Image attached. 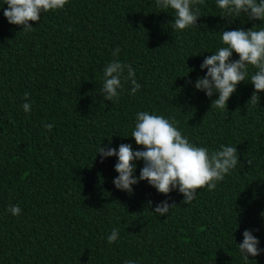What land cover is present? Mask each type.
Segmentation results:
<instances>
[{
	"label": "trees",
	"instance_id": "16d2710c",
	"mask_svg": "<svg viewBox=\"0 0 264 264\" xmlns=\"http://www.w3.org/2000/svg\"><path fill=\"white\" fill-rule=\"evenodd\" d=\"M6 7L0 0V264H245L236 243L246 229L264 249V92L251 105L253 86L242 82L225 111L210 107L216 94L185 83L203 77V58L222 46L216 31L259 21L233 15L229 24L205 0L199 29L176 32L172 11L154 0H68L25 33L4 18ZM115 48L141 88L130 95L125 83L109 102L100 89ZM138 111L174 117L190 142L210 151L236 146L242 167L215 190L198 189L190 204L178 189L161 194L147 181L131 194L116 189L117 158L101 162L96 153L121 143L142 150L127 137ZM142 166L136 162L135 176ZM162 201L176 205L165 217L151 212ZM17 204L13 216L7 208ZM113 229L119 238L109 244ZM249 259L264 264V252Z\"/></svg>",
	"mask_w": 264,
	"mask_h": 264
},
{
	"label": "clouds",
	"instance_id": "9594fccd",
	"mask_svg": "<svg viewBox=\"0 0 264 264\" xmlns=\"http://www.w3.org/2000/svg\"><path fill=\"white\" fill-rule=\"evenodd\" d=\"M154 2L155 7L162 12L172 11V19L168 23L174 31L199 29L197 20L201 17L200 6L205 0H154ZM67 3L68 0H4L7 7L3 10V16L9 24L20 26L21 31L28 33L34 30L30 21L38 23L42 13L61 10ZM215 4L222 13L219 16L229 24L233 21L229 19L233 15L259 23L247 29L240 27L216 31L220 34L219 42L222 46L203 58L199 67L201 70L206 69L204 76H198L194 82L186 80L185 83L193 84L196 90L204 92L210 99L216 94V98L211 99L210 107L225 111L227 101L236 92L237 86L242 82L250 83L254 90L247 103L258 105L259 93L264 92V0H215ZM119 52L120 49L115 48L112 52L113 59L103 68L100 91L104 95V100L109 102L119 99L125 83L131 85L130 95H135L141 88L135 78V69L130 64L120 61ZM233 53L238 59H232ZM249 68L253 71L249 72ZM188 69L187 74L194 70ZM24 99L30 100L28 92L24 93ZM22 108L25 113L31 112V103H23ZM178 124L174 117L166 118L164 115L138 111L131 134L127 137L134 139L135 144L141 146L142 150L134 151L132 145L127 143H121L118 148L107 147V151L105 147L99 146L96 154L100 155L101 162L106 157L117 158L114 171L118 175L112 181L116 189L131 194L132 185L147 181L161 194L167 195L173 189H178L184 197L182 202L190 204L195 199L198 189L206 187L209 191L215 190L217 184L222 182L237 164L241 165L236 146L221 144L218 149L210 151L205 146H197L190 142ZM44 127L51 131L53 125L46 123ZM137 161L143 163L138 177L134 175ZM246 163L250 166L253 164L251 159H247ZM151 204L152 202L148 201L149 208ZM174 206L176 205L162 201L151 212L165 217ZM7 211L13 216L21 214L18 204L9 205ZM261 216L264 217V212ZM242 236V242L235 243L240 256L245 264H248L249 261H255L249 257L259 256L264 249L258 247L260 241L252 234V230H244ZM118 238V230L113 229L107 236V242L112 244ZM124 264H136V261L129 259L124 261Z\"/></svg>",
	"mask_w": 264,
	"mask_h": 264
}]
</instances>
